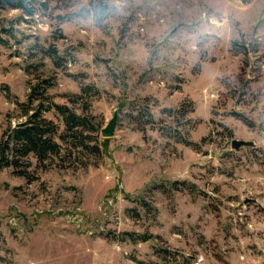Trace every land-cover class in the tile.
Wrapping results in <instances>:
<instances>
[{
  "label": "rangeland",
  "instance_id": "rangeland-1",
  "mask_svg": "<svg viewBox=\"0 0 264 264\" xmlns=\"http://www.w3.org/2000/svg\"><path fill=\"white\" fill-rule=\"evenodd\" d=\"M24 2L0 137L42 80L93 129L0 171V264H264V0Z\"/></svg>",
  "mask_w": 264,
  "mask_h": 264
},
{
  "label": "trees",
  "instance_id": "trees-1",
  "mask_svg": "<svg viewBox=\"0 0 264 264\" xmlns=\"http://www.w3.org/2000/svg\"><path fill=\"white\" fill-rule=\"evenodd\" d=\"M0 5L21 9L27 14L31 13L24 0H0ZM49 85L48 80H42L41 84L31 87L26 102L18 103L22 109L23 119L8 126L2 132L0 171L4 168H12L14 173L29 177L27 168L31 165L30 156L37 162L43 163L52 155L59 154L61 145L56 137L62 141L72 140V145L75 147L83 145V140H80V136L83 138L82 131L93 129L89 118L77 114L67 105L51 101L46 94ZM39 86L41 89H38ZM38 99L46 101V105L39 102L33 106V102ZM51 110L61 117L64 125L62 131L59 130L57 123L44 115Z\"/></svg>",
  "mask_w": 264,
  "mask_h": 264
},
{
  "label": "water",
  "instance_id": "water-1",
  "mask_svg": "<svg viewBox=\"0 0 264 264\" xmlns=\"http://www.w3.org/2000/svg\"><path fill=\"white\" fill-rule=\"evenodd\" d=\"M116 123V113H113L111 119L108 121L107 125L101 129V134L103 137H110L113 134ZM238 143L236 141L232 142V146L236 147Z\"/></svg>",
  "mask_w": 264,
  "mask_h": 264
}]
</instances>
